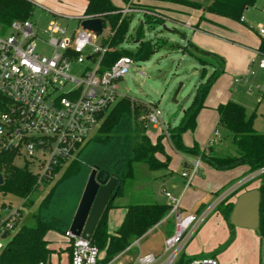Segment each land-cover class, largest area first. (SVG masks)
<instances>
[{"label":"trees","instance_id":"16d2710c","mask_svg":"<svg viewBox=\"0 0 264 264\" xmlns=\"http://www.w3.org/2000/svg\"><path fill=\"white\" fill-rule=\"evenodd\" d=\"M155 1L202 9L237 21H241L244 10L256 2V0H207L206 4H203L197 0ZM85 2L84 15L100 16L109 25V35L104 40L107 50L101 58L103 66H110L121 56H129L136 62L146 61L158 49L157 41L144 38L142 22L134 31L135 50L124 49L121 45L128 37L133 14L120 20L119 10L122 7L115 6L112 0ZM31 9L32 3L29 0H0V23L8 25L14 19H27ZM143 17L149 24L162 23V19L145 14ZM170 47L195 57L204 67L201 70L202 81L195 85L191 101L183 110L179 123L167 129L172 149L182 154L200 157L218 170L247 165L248 172L253 173L264 166V134L256 131L253 126L254 113L247 115L244 106L235 101L220 103L216 110L217 126L229 132L236 154L211 156L206 154L205 150H200L196 144L190 147L183 144L182 133L187 129H194L197 114L204 107L211 85L224 72L225 61L214 52L196 48L191 42L184 46L173 43ZM257 50L264 53V41H260ZM206 66L213 69L209 75L206 74ZM147 111L142 102L124 96L105 113L94 135L81 145L75 157L63 167L59 166L56 169L57 173L59 172L58 177L54 179L32 214L34 225L23 224L16 229L5 247L0 250V264L46 262L51 253L46 234L48 231H54L66 235L91 169L96 168L103 175L107 174L117 179L114 191L116 197L121 195L123 183L134 176L135 163H143L152 171L168 167L169 157L165 160L158 158L159 154L164 153L161 139L165 134L160 133L155 142L151 141L146 133V120L141 118ZM0 173L3 176L0 193L4 195L9 194L27 201L38 188L37 176L26 166L13 164V156L10 153L0 154ZM254 180L259 181L257 189L260 194V218L256 231L261 241H264V174L258 175ZM112 201L113 199L108 202L90 239V243L96 245L99 252L104 253L103 257H100L99 253L98 264H107L115 255L124 251L134 239L141 237L162 220L170 209L169 204L128 205L120 226L110 234L107 229V212L112 206ZM232 206V203H227L225 207L222 204L218 207L228 221ZM261 257H264V249ZM192 259L194 258L181 253L174 264H189ZM260 264H264V261L260 260Z\"/></svg>","mask_w":264,"mask_h":264},{"label":"built area","instance_id":"2783aa9c","mask_svg":"<svg viewBox=\"0 0 264 264\" xmlns=\"http://www.w3.org/2000/svg\"><path fill=\"white\" fill-rule=\"evenodd\" d=\"M132 4L133 0H129L119 10L120 20L139 12ZM260 11L264 14V0ZM69 18L77 21L75 29L69 31L55 21L49 22L46 39L38 35L29 18L14 19L8 25L0 23V154H12L13 164L26 166L37 176V185L53 181L58 174L56 169L75 157L81 145L94 135L105 113L126 96L119 91L118 81L134 62L129 56H121L110 66H103L101 58L107 45L104 41L96 43L99 37L81 26L84 19L101 17L83 14ZM105 29L107 39L109 25L103 20L102 34ZM257 35L264 41V20ZM43 48L48 51L43 52ZM73 65L79 67L75 73ZM257 72L264 77V53L259 50L250 60L249 74L253 76ZM241 81V78L236 80ZM146 122L166 134V122L156 106L149 107ZM217 132H214L215 137ZM213 142L214 138L209 144ZM199 167L200 157L187 161L181 171L185 186L198 174ZM262 174L264 166L222 190L197 214H184L179 198L164 191L170 206L168 213L174 216L173 233L163 246L167 254L160 260L153 253L143 254L133 264H174L209 214L249 180ZM23 201L17 206L11 202L0 203V250L8 242L5 239L18 228ZM66 236L69 264H98L100 252L96 245L68 231ZM133 245H137V240ZM189 264L218 263L212 257H200Z\"/></svg>","mask_w":264,"mask_h":264},{"label":"rangeland","instance_id":"374dc122","mask_svg":"<svg viewBox=\"0 0 264 264\" xmlns=\"http://www.w3.org/2000/svg\"><path fill=\"white\" fill-rule=\"evenodd\" d=\"M29 1L32 3V9L28 18L36 27L38 35L43 39L47 38L48 34L45 32V29L47 28L49 22L52 21L57 22L62 27H67L69 31L75 29L77 27V21L65 16L81 15L84 13L85 9L84 0ZM197 1H201L203 4H206L207 2V0ZM262 1L263 0H256L253 6L247 7L243 12V19L241 21L209 13L207 11H203L204 13L201 14L203 15V22L210 24L212 27L221 29V33L219 32L220 30L217 29L216 31H213V33L211 30V33L204 32L203 35L211 36L214 39L219 40V42L226 44L220 45V49L226 53L227 57L223 56V58L226 62V65H229L228 68L226 66L224 72L211 85L208 94L215 86L218 87L221 84L226 89L221 90V93L224 91L228 93L225 101H234L230 98V95L232 94V91L235 90V94L240 96L247 112L254 113L253 119H255L256 124L260 129L259 131H264V77H262L260 73H256L254 76H248L247 60L256 55V52L253 50V48H257L259 42L261 41L260 37L257 35V29L264 20V14L260 11ZM132 6L134 9L142 11L143 14L147 16L162 20L167 19V17L169 19V16H167L169 13L165 14L162 12L163 10L161 8H156L155 6L142 4L141 0H133ZM171 20L172 18L170 17V20H165L163 23L156 22L148 25L145 23L144 17L141 13H135L133 15L129 25V32L127 35L128 37L121 46L127 50H135L136 43L133 40L135 36L134 31L141 22L144 29V38L151 39L154 42L157 41L159 46L148 60L141 62L134 61L128 73L118 81V87L122 94L145 104L146 109L149 110V107L152 106L149 105V103L156 106L161 112L162 120L166 123H169L165 127V134V132L154 130L152 126L146 122V132L149 134V136H151V138H153L154 142L160 133L165 134V136L161 139V143L164 147V153L159 154V156L161 160H165L166 157H169V169L171 168L173 176L179 177L182 169V153L175 152L172 149L167 136V129L170 126L177 125L179 123V120L183 114V110L189 105L191 101L195 85L202 81L201 70L204 67L189 55L183 56L179 50L170 48L169 45L172 43H179L181 46L186 45L187 43H185L183 36H186L187 38L191 36V31L189 28L184 27L180 22H174ZM205 29L209 30L208 28ZM106 33L107 30L105 29L103 34L96 40V43L99 44L103 42L105 40ZM217 35H223V37H227V39L221 38ZM162 39L168 40V43L163 45L161 41ZM42 51L47 52L48 50L43 48ZM251 54L252 56L249 57ZM244 66L247 69L246 71ZM76 68L79 67L73 65L72 70L74 73L76 72ZM205 68L207 75L211 74L213 71V69L209 66H206ZM243 68L244 70H241ZM253 68H255V66ZM240 78H244L247 81H241L237 83L236 80ZM178 87L179 91L175 97L176 102H174L173 94ZM216 90L217 88L213 89V93L211 97H209L210 99L215 96L214 94L217 93ZM206 107L207 106L204 104V107L201 108L199 112ZM213 110L216 112L215 108H213ZM146 114L141 115V118L143 117L144 120H146ZM198 114L194 129L185 130L182 133L181 138L185 146L190 147L193 144H196L199 149H203L200 148L202 146L200 140L194 136L198 126ZM215 126L217 125L214 124V128ZM216 129L220 133L223 131L222 127L217 126ZM200 133H203V128L200 130ZM213 134L214 133L212 131L211 136ZM187 140H190V145H186L184 143ZM222 141L225 146L223 151H226L224 153H232L231 151L235 147L227 139H222ZM206 154L209 155V153ZM200 162L205 163L206 161L200 159ZM135 166L138 177L143 176L142 178H144V176L149 174L151 178L148 183H143L145 187L144 189L148 187V194H152L151 197L153 200L155 199L156 201L164 202L166 199L161 192V188L166 187L167 189H171L169 183H163L162 179V174L165 173L167 169L161 168L150 171L143 163H136ZM140 166L144 169L143 172L146 173L143 174L141 170H139ZM58 175L59 172L56 178ZM254 178L255 177L247 182L249 184L244 188L243 191L258 187L259 181L254 180ZM53 182L54 180L50 183L43 182L42 184L38 185V188L30 195L28 200L22 202V214L19 218L17 227L23 224L28 226L34 225L32 214L36 211L41 198L44 196ZM231 185L232 183L228 184L224 189L230 187ZM239 191H241V189H239L236 193ZM125 192L128 197H131V199H141V201H145L144 199L146 198L147 194L146 192H139L137 189H130L129 186L126 187ZM2 201L11 202L13 206H17L21 203L22 199L13 197L9 194L4 195L0 193V203ZM225 203L222 204L224 207ZM168 218L169 223L174 222L173 215H168ZM249 232H253L256 234V236H259L256 230ZM13 233L14 232L10 233V235L5 239V242L11 238ZM65 236L66 235H60L54 231L47 232L46 239L48 240V247L50 248L51 253L46 260V264H69V243ZM146 239L147 243L152 242V238L150 236ZM229 239L230 237L227 239L225 244L230 245V243H232V241L229 242ZM160 242L161 240H156V246L161 245ZM245 243V241H241V244H239V250L236 251V254L234 253L236 261L233 262L236 264H260V256H258L259 252L253 251L252 254L250 251L246 252L245 250L247 247L245 248ZM120 253L115 255L110 260L111 263L114 262V264H123L122 259L119 258L121 255ZM166 254L167 253H164V256ZM262 260L264 261V257H262Z\"/></svg>","mask_w":264,"mask_h":264},{"label":"crops","instance_id":"0c3cea01","mask_svg":"<svg viewBox=\"0 0 264 264\" xmlns=\"http://www.w3.org/2000/svg\"><path fill=\"white\" fill-rule=\"evenodd\" d=\"M112 3L117 7H123L126 4L122 0H112ZM141 3L147 4L150 6H155L156 8H161L163 10L162 12L165 14L169 13L167 14V16H169V19L167 17V19L162 20V23L165 20H170V17H171L172 18L171 21L180 22L184 27L189 28V30L191 31V36L189 38H187L186 36H183L185 43L191 42L196 48L200 50L214 52L218 54L219 56H221L222 58L223 56L227 57L226 53L220 49V45H226L225 43L219 42V40L214 39L211 36L203 35L204 32L211 33L212 31L213 33V31H216L217 29L220 30L219 32L221 33V29L212 27L210 24H206L205 22H203L202 20L203 15L201 14H203L204 12L202 9L201 10L194 9V8L179 5V4H173V3L161 2V1H155V0H141ZM85 5H86V2H85ZM137 13H141L143 15V13L140 11ZM81 15H77V16H81ZM77 16H72V17H77ZM65 17L69 18L71 16L68 15ZM242 19H243V15H242ZM146 24L149 25V23H146ZM205 28H208L209 30ZM218 33H214V34H218ZM143 34H144V29H143ZM217 36L227 39V37H223V35H217ZM161 41L166 42V43H162L163 45L168 43V40L166 39H162ZM134 42L136 43L135 40ZM257 48H253V50L256 52ZM175 50H179V49H175ZM179 51L181 52V50ZM182 55L185 56L189 54L182 53ZM189 56L191 58H194L197 61L195 57L191 55ZM251 56L252 54L249 57ZM252 58H249L247 60L248 76H251L249 74V69H250V60ZM226 66L227 68L229 67V65L228 64L226 65V62H225L224 70ZM244 68L241 70H244ZM247 69L245 68V71ZM257 73H260V72H257ZM241 79L243 82L247 81L244 78H241ZM215 88H217L216 94L218 95L214 94L215 96H213V98L210 99L209 97H211L213 93V89ZM213 89L208 94V96H206V100L204 101L205 102L204 104L207 107L201 110L198 114V118H197L198 126H197L194 136L197 139H199L201 142L202 146L200 148H203V149H200V150H205V153H209V155L211 156L212 155L214 156L234 155L236 154L235 148H233L232 151L229 148L232 153H224L226 151H223L224 150L223 148H225V146H224L222 139H227L231 143L228 131L223 129L221 133L217 132L218 134L216 137H214V134L211 136L212 131L214 133L217 130L216 129L217 126H215L214 128V124L217 125V122H218V113H217L216 108L220 103L227 102L225 100L228 96V93H226L225 91L221 93V90H226L224 86L221 84L218 87L215 86ZM235 93H236L235 90L232 91L230 98L233 99L235 102L241 104L245 108V105L242 99L240 98L239 95ZM213 108H215L216 112H214ZM246 113L247 115L251 114V113H248L247 110H246ZM168 124L169 123H166V125ZM253 126L256 131L264 134L263 130L259 131L260 129L258 125L256 124L255 119H253ZM202 128H203V133H200V130ZM153 129L158 130L156 128H153ZM147 135L149 136V134ZM149 138L151 139L152 142H154L151 136H149ZM213 138H214V142L212 144H209L210 140ZM184 143L186 145L191 144L190 140H187ZM196 157L197 156L182 154L181 155V167H182L181 171L185 167L187 161L194 160ZM158 158L161 160L159 155H158ZM135 164L133 165L134 176L130 179H127L123 183L121 195L114 197L112 201V206L107 212V229L110 234L116 231L117 228L120 226L124 218L125 212H126V206L128 205L142 204V203L143 204H154V203L168 204V201L164 195V191H169L174 196L179 198L180 210L184 214H187V213L197 214L201 212L203 209H205L207 206H209L213 202L215 197L222 190H224V188L228 184L232 183L233 185L245 179L246 177L250 176L251 174L248 172L247 165H238L230 169L218 170V169H215L213 166H211L207 162L205 163L200 162L198 174L194 176V178L192 179L191 183L188 186H185V181L181 177V173L179 177L173 176L172 170L171 168L169 169V165H168L167 168H164L167 170L165 173L162 174L163 176L162 179H163V183L165 182L169 183L171 189H167L166 187L161 188V192L163 193L166 199L164 202H161V201H156L155 199L153 200V198L151 197L152 194L151 195L148 194L149 192L148 187L144 189L145 187L143 183H148L151 178L149 174L144 176V178H142L143 176L138 177ZM139 170H141L143 174L146 173V172H143L144 169L141 168V166ZM141 179H147V180H141ZM127 186H129L130 189H133V190L137 189L139 192H142V193L146 192L147 194H146V198L144 199L145 201H141V199H131V197H128L125 192ZM243 190L244 189H241V191H239L235 195H232L230 199L227 201V203L234 204L237 195L240 194L241 192H244ZM168 215L170 216V214L167 213L162 218V220H160L155 226L150 228L141 237L134 239L130 243V245L124 251L120 253L121 255L119 256V258L122 259L123 264H133L138 256L147 254V253L155 254L159 258V260L164 257V252H163L164 241L168 236H170L173 233V229H174V222L169 223ZM249 231H252V230L231 225L229 221L226 220V218L224 217L223 212L219 208H217L209 214V216L199 227L195 235L185 245L181 253H183L184 256L192 257V258L212 257L217 261L218 264H236L233 262V261H236L234 253L236 254V251L239 250V244H241V241H245L246 242L245 248L247 247L245 251L246 252L250 251L251 254L253 253V251L259 252L258 254V256H260L259 259L262 260L261 254H262V250L264 249V241H261L260 236H256L255 233L253 232L250 233ZM149 236L152 238L151 240L153 243L146 242L147 241L146 238ZM65 237L67 238L68 243H69V238L67 236ZM229 237H230L229 242L232 241V243H230V245L227 244L225 246V242L227 241ZM135 240H137V245H133V242ZM156 240H161L160 242L161 245L156 246L157 245ZM236 243H237V246H236ZM222 247L224 248L222 249ZM103 254L104 253L101 251L100 257H102ZM107 264H114V262L111 263L110 261Z\"/></svg>","mask_w":264,"mask_h":264},{"label":"water","instance_id":"95a60500","mask_svg":"<svg viewBox=\"0 0 264 264\" xmlns=\"http://www.w3.org/2000/svg\"><path fill=\"white\" fill-rule=\"evenodd\" d=\"M83 29L92 31L95 37L102 34L103 19L90 18L81 21ZM179 91V87L173 94V101ZM3 184V176L0 173V186ZM117 179L97 171L90 170L86 179L72 221L69 225V234L90 240L91 236L103 214L108 202L115 197ZM260 194L257 188L241 192L237 195L232 206L229 223L233 226L256 230L260 218Z\"/></svg>","mask_w":264,"mask_h":264}]
</instances>
